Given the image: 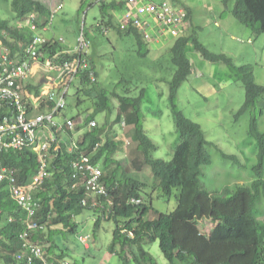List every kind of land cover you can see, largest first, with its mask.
Wrapping results in <instances>:
<instances>
[{
	"label": "trees",
	"instance_id": "obj_1",
	"mask_svg": "<svg viewBox=\"0 0 264 264\" xmlns=\"http://www.w3.org/2000/svg\"><path fill=\"white\" fill-rule=\"evenodd\" d=\"M227 1L224 0V3ZM127 2L128 0L101 3L103 20L99 26L102 28L104 25L108 30L116 29L120 34H133L142 48L144 43L148 44L142 33L134 27L121 29L118 24L121 15L112 13L114 10L119 12L126 10ZM181 7L187 11L186 22L189 21L188 30L191 31L188 33L187 30L184 36L172 38L174 39L171 47L172 62L176 66V71L169 82V101L181 139L175 148L173 158L166 161L152 155L155 144L143 125L144 89L140 95L131 96L132 87L126 88L125 95L118 97L120 105L116 115L117 123L126 121L127 124L134 125L133 137L140 152L139 158L135 159L137 165L141 166L138 168L144 166L151 168L155 180L152 184L153 190L159 188L169 199L176 190L177 206L171 212L156 211V217L150 218L149 213L154 210L153 198L151 196L146 202L142 200L147 184L129 175H118L117 169L110 171L120 142L114 141L104 126L88 128L78 141L79 149L72 151L69 149V143L60 144L50 161V176L35 193L36 199L41 203L35 220L46 229L32 231L30 240L40 245L43 243L48 245L44 251L50 264L64 263L61 260L56 261L51 255L59 259L68 255L54 242L52 236L57 231L52 228L61 227V230L64 228L70 233H75L78 227L75 217L86 208H92L98 213L96 228L100 227L103 220L115 222L109 250L118 256L121 264H159L146 248V244L155 241H159L160 249L169 264H233V257L245 255L247 250L251 251L250 258L247 263L240 264H264V132L260 130L257 117L251 118L249 126V134L256 140L257 151V162L251 173L252 181L233 189L225 188L222 192H210L202 185L200 179L202 168L210 164L212 159L207 147L208 140L201 125L187 117L177 104L179 89L192 73V63L187 54L190 45L205 59L225 63L242 81L246 98L237 116L251 110L257 104L264 95V85L256 81L252 65L236 67L228 55L209 51L197 36L191 10L188 6ZM12 8L15 12L13 20L0 16V38L10 47L12 56L24 60L25 50L32 40V32L27 28H19L17 22L24 21L35 12L47 17L51 11L48 5L40 0H12ZM232 14L254 33H264V0H236ZM87 38L89 39V36ZM43 51L46 57L50 58L54 53L65 51V48L62 44L51 41L44 46ZM77 56L79 55L75 53H62L60 60H70ZM91 67L80 69L77 77L82 86L78 87L77 91L78 95L84 91L85 96L89 97L90 89L82 91L81 89L91 84L92 88L95 87L97 90L94 97L92 90V97L98 98L106 91L94 86L97 83L95 79L97 73ZM92 74L96 76L94 79L91 78ZM27 88L30 92L36 89V95L41 94L39 85L29 84ZM83 101L79 96L77 105L80 106ZM99 106L97 111L85 117V124L96 120V114L105 108L112 109V105L108 103L104 105L99 103ZM263 113L264 111L260 109V114ZM3 116L4 110L0 111V123ZM99 142L103 144L94 150ZM80 151L91 155L94 163L103 164V180L114 198L112 205H107L105 197L101 200L102 207L93 206L92 202L84 205L82 199L87 196L86 190L82 186L72 188L78 179L72 178L70 163ZM234 160L239 162L237 158ZM2 164L15 168L21 183H29L39 167L37 152L32 148L4 151ZM132 197L141 199L142 203H132ZM202 219L211 221V228L208 231L203 232L198 226ZM26 227V210L12 198L7 182H0V260L4 264H28L25 260L17 259L18 252L23 250L21 233ZM47 228L53 232L45 236L44 231ZM84 247L90 249L85 244ZM33 264L43 263L37 260ZM68 264L78 262L71 261Z\"/></svg>",
	"mask_w": 264,
	"mask_h": 264
},
{
	"label": "rangeland",
	"instance_id": "obj_2",
	"mask_svg": "<svg viewBox=\"0 0 264 264\" xmlns=\"http://www.w3.org/2000/svg\"><path fill=\"white\" fill-rule=\"evenodd\" d=\"M111 1L41 0L48 6L51 3H55V7L63 4V8L55 13L51 28L45 32L47 37L53 34L57 38H63V44L67 47V44L76 46L82 30L86 33L85 36H89L86 58L90 67L91 62L93 63L97 73V77L92 74L91 78L96 77L97 83L94 86L97 89L106 91L103 96L93 98L97 90L90 84L81 89H90V98L85 96L84 91L78 95L77 89L82 85L77 77L70 87L67 108L61 112L59 121L78 115L85 119L97 111L99 103L112 105V109L105 108L96 114L98 126H104L107 134L114 141L120 142L110 171L117 169L118 175H129L147 184L142 200L149 201L152 196L154 210L149 213V217L155 218L156 211L174 210L177 206V191L175 190L169 199L159 188L153 190L152 184L155 180L151 168L144 166L139 169L141 166L135 162L140 152L133 137L134 125L123 126L117 123L116 115L120 105L118 97L125 95L126 88L132 87L131 96L140 95L144 89L143 125L155 144L152 155L166 161L173 158L175 148L181 141L169 101V82L176 71L171 51L174 39L151 44L147 42L150 46L144 43L140 48L133 34H120L116 29H111L105 34L99 26L103 20L101 3ZM170 1L189 7L197 36L209 51L228 55L236 67L252 65L256 81L264 85V33H254L233 16L232 8L236 0H228L227 3H224V0ZM0 16L8 20L15 18L12 0L0 1ZM189 31L191 30H188V33ZM187 54L192 63V73L179 89L177 104L187 117L201 125L208 140L207 147L212 159L210 164L202 168V185L210 192H222L225 188L233 189L251 182L252 168L257 162V151L256 140L249 134V126L251 118L256 116L260 130L264 132V113L260 114V109L264 111V95L251 110L237 116L238 110L245 102L246 92L236 73L223 62L205 59L191 45ZM40 80L41 74H38L31 83ZM79 96L84 100L80 106L77 105ZM85 131L79 127L71 136L79 141ZM230 156H235L239 162ZM100 165L103 168V164ZM97 216L98 213L94 209H84L75 217L78 223L75 233H70L64 228L61 230V227L57 228L60 231L58 233L57 229L52 228L57 231L52 236L54 242L68 255L63 259L48 255L65 264L71 261L78 264H121L118 256L109 250L115 222L103 220L100 227L96 228ZM198 226L203 232L208 231L211 221L202 219ZM49 230L47 228L44 231L45 236L53 232ZM80 236L89 237L90 249L84 247V243L79 240ZM41 245L44 249L48 246L44 243ZM146 248L159 264H169L160 249L159 241L146 244ZM250 252L247 250L245 255L234 256L233 264L247 263ZM0 264H4L3 261L0 260Z\"/></svg>",
	"mask_w": 264,
	"mask_h": 264
},
{
	"label": "built area",
	"instance_id": "obj_3",
	"mask_svg": "<svg viewBox=\"0 0 264 264\" xmlns=\"http://www.w3.org/2000/svg\"><path fill=\"white\" fill-rule=\"evenodd\" d=\"M127 9L119 17L121 29L134 27L142 33L144 39L151 43H159L160 40H169L184 36L189 29V21L186 22L187 11L170 0L155 2L153 0H128ZM63 7L59 4L51 10L50 16L43 17L40 13H32L24 21L17 22L19 28H27L32 32V40L25 50L26 59H16L11 54V49L0 38V111L4 110V116L0 123V182H7L10 187L12 198L19 206L27 212V227L21 233L23 240L21 252H18L17 259L25 260L28 264H33L37 260L43 264H50L45 255L43 246L30 240V234L37 229H46L40 225L35 216L41 208V203L36 199L35 193L39 191L46 179L50 176L49 166L54 152L59 149L61 137L74 132L84 124L82 119L65 117L59 121L61 112L67 106V95L70 87L75 81L80 69H87L89 62L86 58L85 50L89 42L83 33L78 37V44L75 50L79 56L73 59L60 60L62 53L57 52L46 57L47 82L43 87H48L42 91L41 95L31 97V93L26 82L35 75L33 64L39 63L46 56L43 48L51 41L43 34L53 21L55 13ZM117 24V25H118ZM107 32L105 26L102 27ZM63 39H59L62 42ZM34 77V76H33ZM58 81L60 91L53 90L50 83ZM52 85V84H51ZM45 102L50 109L36 113L30 108L38 109L40 104ZM126 126L125 121L122 122ZM97 126V121L88 123V128ZM55 144V146H54ZM102 144L97 143L94 150ZM24 148H32L37 152L39 167L36 174L29 183H21L17 170L13 167L2 164V154L4 151H18ZM70 150L79 149L76 139H71ZM72 178L78 181L72 188L83 187L87 196L82 199L84 205L102 207V198L105 197L107 205L114 203V198L109 193V188L103 180L104 171L99 164L93 162L91 155L80 151L71 163ZM134 204L142 203L136 197L131 198ZM80 240L89 246L87 236H80Z\"/></svg>",
	"mask_w": 264,
	"mask_h": 264
},
{
	"label": "crops",
	"instance_id": "obj_4",
	"mask_svg": "<svg viewBox=\"0 0 264 264\" xmlns=\"http://www.w3.org/2000/svg\"><path fill=\"white\" fill-rule=\"evenodd\" d=\"M41 1V0H40ZM123 1H126V0H112L111 2H116V3H119V2H123ZM154 1V0H153ZM54 4L55 3H51L50 4V6H48L49 8H50V10L51 9H53L55 6H54ZM124 5V4H123ZM58 6V5H57ZM125 7V6H124ZM124 11V9L123 10H121L120 12L119 11H116V10H114V11H112V13H114L115 15H118V16H120L121 15V13ZM50 29V28H49ZM49 29H47V30H45V31H43V34L45 35V32L47 31L48 32V30ZM46 36V35H45ZM79 36V35H78ZM47 37V36H46ZM48 38H50V39H53V38H56L57 39V37L56 36H54L53 34H51L50 36H48ZM78 39V38H77ZM63 46H64V44H62ZM64 48H65V50H68V51H70V52H75V50H76V48H77V44H76V46H72V44H67V47H65L64 46ZM46 56L43 58V60L41 61V62H39V63H34L33 64V71H34V73H35V75H33L32 76V78H30L27 82H26V86L27 85H31L32 84V86H37V85H40L41 84V86L44 84V85H46V83H44V82H47L45 79H44V77L43 76H46V73H45V70H43V66L44 67H46L47 66V64H46ZM93 68H94V66H93ZM38 74H41V80L39 81V82H37V83H31V80L33 79V78H35L36 77V75H38ZM52 84V85H51ZM46 86H49V85H46ZM50 87L53 89V90H56V91H60V85H59V82L58 81H54L53 83H50ZM46 89H48V87H43L42 88V91H46ZM37 90L36 89H33L32 90V93L30 94L31 95V97H35L36 95H35V92H36ZM78 92V91H77ZM61 139L63 140L62 141V143L63 142H65V143H69V136H62L61 137Z\"/></svg>",
	"mask_w": 264,
	"mask_h": 264
},
{
	"label": "clouds",
	"instance_id": "obj_5",
	"mask_svg": "<svg viewBox=\"0 0 264 264\" xmlns=\"http://www.w3.org/2000/svg\"><path fill=\"white\" fill-rule=\"evenodd\" d=\"M55 8V7H54ZM53 8V9H54ZM52 10V9H51ZM50 10V11H51ZM104 26V25H103ZM49 28H51V26L49 27ZM48 28V29H49ZM107 30H108V28H107ZM102 31L104 32V30L102 29ZM109 32V30L107 31V32H104L105 34H107ZM81 33H85L83 30H82V32ZM80 33V34H81ZM80 34H79V36H80ZM85 35V34H84ZM78 36V37H79ZM85 37H87V36H85ZM48 38V37H47ZM50 41H54V42H58V43H60V44H63V42H64V39H63V41L62 42H59V39H61V38H53V39H50V38H48ZM87 40H88V38H87ZM88 42H89V40H88ZM77 44H78V39H77ZM149 44V43H148ZM88 49V48H87ZM66 51H68V50H66ZM86 52H87V50H85V54H86ZM69 53H75V54H78V53H76V52H70L69 51ZM16 58V57H15ZM90 67V66H89ZM88 69V68H87ZM78 76V75H77ZM77 78V77H76ZM36 86V85H35ZM38 86V85H37ZM40 86V90H41V92H42V86H41V84L39 85ZM35 95H36V93H35ZM41 95V94H40ZM36 96H39V95H36ZM35 96V97H36ZM68 96V95H67ZM67 98V97H66ZM48 104H46L45 102H43V103H41L40 104V106H39V108L38 109H34V106H33V104L30 106V108L32 109V110H34L36 113H39L40 111H46V110H48V109H50L51 107H49V108H47L46 106H47ZM67 108V107H66ZM65 108V109H66ZM57 118H59V117H57ZM72 118H75V119H82L83 121H84V124L81 126V129H84V130H87L88 129V124H85V120L83 119V118H81L80 116H78V117H72ZM122 122H124V121H122ZM122 122H120L121 124H122ZM125 123H126V121H125ZM97 125H98V122H97ZM126 125H127V123H126ZM96 127V126H95ZM95 127H93V128H95ZM90 129H92V128H90ZM71 133H73V132H71ZM71 133H69L67 136H69V147L71 146V139H76V138H74L73 136H71ZM66 136V135H65ZM62 141L63 140H61L60 141V143H59V146H60V144L62 143ZM77 142H78V140H77ZM100 143V142H99ZM101 144H103V142H101ZM79 145V144H78ZM86 154V153H85ZM101 166V165H100Z\"/></svg>",
	"mask_w": 264,
	"mask_h": 264
}]
</instances>
